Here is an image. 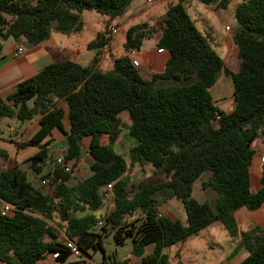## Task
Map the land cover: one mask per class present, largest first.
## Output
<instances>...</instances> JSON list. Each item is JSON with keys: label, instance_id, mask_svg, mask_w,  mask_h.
<instances>
[{"label": "trees", "instance_id": "16d2710c", "mask_svg": "<svg viewBox=\"0 0 264 264\" xmlns=\"http://www.w3.org/2000/svg\"><path fill=\"white\" fill-rule=\"evenodd\" d=\"M132 1L0 0V39L34 44L52 31L77 32L83 26L82 12L95 11L108 21L87 48L100 49L109 39V20L121 16ZM198 1L219 10L231 0ZM234 17L237 26L230 36L239 59L236 72L225 66L177 2L166 7L158 41L170 57L150 80L140 76L128 56L140 48L148 32L145 23H138L127 29L124 54L113 60L111 68L63 60L16 85L6 96L7 104L0 102V118L26 122L39 116L38 130L17 143L38 147L30 168L42 172L57 128L65 137L63 156L72 165L80 161L83 138L90 137L86 150L90 175L69 184L71 173L55 167L43 175L55 182L49 194L34 187L17 164L1 170L0 201L15 207L11 215L0 211L1 262L39 264L49 252L64 261L69 252L59 231L65 238H75L84 255L101 250L104 262L102 233L108 231L116 244L130 239L131 252L142 263L168 264L166 248L218 223L231 238L239 236L247 252L236 264H264V229L254 225L238 233L233 215L241 207L254 210L264 204V168L261 188L253 192L249 185L252 143L264 137V0H241ZM221 72L232 82L228 111L216 106L211 95ZM60 100L69 109L67 130L62 125L64 111L57 106ZM122 112L129 124L122 121ZM123 129L136 140L128 160L114 150ZM145 163L165 179L132 183L127 172L136 166L142 169ZM197 181L202 189L215 191L213 206L193 196ZM107 184L112 187L111 210L101 232L93 231L102 218L94 214L103 204L100 190ZM169 199L181 202L185 223L161 215L159 206ZM148 244H153V251L144 255Z\"/></svg>", "mask_w": 264, "mask_h": 264}, {"label": "crops", "instance_id": "0c3cea01", "mask_svg": "<svg viewBox=\"0 0 264 264\" xmlns=\"http://www.w3.org/2000/svg\"><path fill=\"white\" fill-rule=\"evenodd\" d=\"M240 1L241 0H238L233 4L234 10ZM145 2L148 3L146 0ZM152 3L153 5L151 7L142 8V6L137 3L136 0H133L121 16L109 20L107 30L109 31V28L116 27L117 31L114 34H109L108 41L100 49L87 48L88 42L92 40L98 32H102L104 30L105 24L108 21L107 16H102L95 11L82 12L81 18L83 21V26L81 30L77 32L63 34L61 32L52 31L47 39L34 44L17 42L11 38L6 40L0 39V102L7 104L6 96L15 91V87L19 82L33 76L44 66L53 62L70 60L79 63L82 66L93 64L95 68H99L101 70H107L111 68L113 60L116 57L124 54L123 43L126 39L127 29L130 26L138 23H145L146 30L148 32L145 33V36L141 41L140 48L128 53V56L131 60L137 61L136 68L140 76L145 80H150L154 73H160L163 71L165 63L170 57V54L167 50L159 51L160 48L158 46V41L161 35V26L159 25V21L164 16L167 5L169 3L176 2L174 0H156ZM179 3H181L186 10L183 2L180 1ZM17 47H22L23 52L22 54L15 56L14 53ZM225 88V83L218 85L215 83L211 88V95L212 91L215 89L219 97H224L222 92ZM230 92L232 93V86ZM231 93L229 99H231ZM213 100L217 106V100L214 97ZM57 106L61 107L64 111L62 125L64 130H67L69 127L68 105L65 100H60L57 103ZM120 117L125 124H129L126 112H122ZM38 118L39 116L33 118L30 121L19 122L15 124L10 120H4L3 117L0 118V171L17 164L20 169L25 172L26 177L31 182V184L37 188H39L37 185L38 179L42 178L44 174L52 170L54 167V159L63 154L66 146L64 134L57 128H54L51 134L52 140L48 146L49 157L43 165L42 172L39 174L34 172L30 168L29 163L31 156L38 151V147L35 145L19 147L17 146V143L29 140L30 137L38 130ZM13 129L17 130L16 136H12L10 134V131ZM89 142V136L84 137L82 140V150L84 149L85 153ZM252 149L253 156L249 167V185L250 189L253 192H256L262 186L261 177L262 170L264 168V161H262L261 158H264V137H257L252 143ZM134 169H140V167L136 166ZM89 175L90 171L85 177ZM76 181L77 180H75V182ZM197 182L199 183L200 187V182ZM197 182L194 184V190ZM68 183L74 184L70 183V179ZM207 190L212 189L201 188L203 193ZM213 192L215 194L213 201H211V199H209L207 196L206 198L203 197L202 200H198L195 196L194 197L198 201L206 200L211 206H213L216 198V193L215 191ZM167 205H169L168 201L163 202L159 206V211L162 212L163 216L169 217L165 213V208ZM102 208L103 207H101V209ZM101 209L94 212V214L96 216L100 215ZM233 215L236 221L238 233L241 231H246L254 225L264 229V204L254 210H248L245 207H241L234 211ZM184 217L186 218V216L183 215V218L180 220L173 217L169 218L185 223ZM194 236H202V238L205 239L200 247L197 243L192 244L190 242V249L196 254H198L199 248L207 247L214 250L215 248H222L223 246L221 258L214 264H236L244 259L247 255V252L240 244L239 236L231 238L224 228L218 223H214L203 228L197 235ZM109 238L113 240L112 234H110ZM186 240L183 243H185ZM125 245L128 246V249L122 256L116 255V247L114 248V253L106 252L104 249V253L107 255V258L104 260V262L102 260L104 257L102 251L101 259L98 257L93 260L88 251V255H84L82 261L79 262H76L77 260L74 259L76 257L71 255H68L64 261H59L52 258V253L49 252L43 256V258L39 261V264H100L101 262H103V264H108L122 259H127L128 264H131L133 261L137 262L136 260H138L140 264H145L142 263L139 257H136L132 254L130 239H126L122 245L116 244V246L119 247ZM152 251L153 244H148L144 248V255H148L152 253ZM214 255L215 253L212 254V256ZM213 258H215V256Z\"/></svg>", "mask_w": 264, "mask_h": 264}, {"label": "rangeland", "instance_id": "374dc122", "mask_svg": "<svg viewBox=\"0 0 264 264\" xmlns=\"http://www.w3.org/2000/svg\"><path fill=\"white\" fill-rule=\"evenodd\" d=\"M177 2H183V4L186 7L187 13L190 15V18L193 20L195 26L200 30V32L208 39L211 46L214 48V50L220 55L221 58L224 59L225 66H227L230 70L236 72L239 65V59L236 55V49L232 43L231 40V32L235 29L237 26L235 17H234V6L233 4L236 3L238 0H231L229 5L226 9H215L213 5L208 6L203 3H201L198 0H174ZM137 3H139L142 8H149L153 5V3H146L145 0H136ZM95 13V12H94ZM159 25L161 26V20L159 21ZM226 26L229 27V30L226 28ZM225 83L226 88L222 92L223 96H218V93L214 89L212 91L213 97L217 100L218 104L217 106L224 110L228 111V109L231 107V99L230 97V91L232 82L229 76H225L222 72L219 74L218 80L216 82V85ZM217 93V94H216ZM4 120H10L11 122L19 123V121L15 118L11 117H3ZM3 129V128H2ZM136 142L135 138L130 136L126 129H123L117 143L114 146V150L119 153L123 158L128 160V150L129 148ZM89 165H90V158L85 153L84 149L81 151V158L80 161L77 164H74L73 172L70 174V183H74L75 180L80 181L89 173ZM127 176L130 178V181L134 184L140 182V181H151V182H157L160 180H164L165 177L161 173H159L156 169H154L150 164L145 163L142 167V169H130L129 172H127ZM41 179V178H40ZM40 179H38V186L42 189L45 193H53L54 189L51 187H41L40 186ZM214 192L212 190H207L206 192H202L201 188L199 187V183L197 182V185L194 190V196L198 200H202L203 197L206 198V196L213 201L214 198ZM169 205L165 208V213L169 217L182 219L183 215L185 216V211L183 209L182 204L175 199L167 200ZM107 210V207H103L101 209L99 217H103L105 215V212ZM161 215L162 212L160 211ZM184 213V214H183ZM185 218V217H184ZM50 224H52L50 222ZM98 232H101L100 230ZM60 233V240H65L64 234L62 231H59ZM103 235V247L106 250V252H112L114 253V248L116 247V255L122 256L126 250L128 249V246H116L114 241L110 239V233L108 231H104L102 233ZM205 239L202 238V236L196 237L192 236L186 240L185 243H178L174 244L168 248L165 249V254L167 255V260L169 264H214L216 261H218L221 258V252L223 251L222 248H215L209 249V248H199L198 254L192 252L190 249V242L197 243L199 247L201 244H203V241ZM111 253V254H112ZM215 253V258L212 256V254ZM90 256H92L93 260L100 257L101 250L97 249L96 251L89 250ZM94 254V256H93ZM195 254V255H194ZM84 258V255L81 258H74L77 261H82ZM137 262H132L131 264H140L138 260ZM0 264H4L0 261Z\"/></svg>", "mask_w": 264, "mask_h": 264}, {"label": "built area", "instance_id": "2783aa9c", "mask_svg": "<svg viewBox=\"0 0 264 264\" xmlns=\"http://www.w3.org/2000/svg\"><path fill=\"white\" fill-rule=\"evenodd\" d=\"M146 1L148 3H152L156 0H146ZM226 28L229 30L228 26ZM116 31H117L116 27L109 28V34H114V33H116ZM162 50L163 49H159V51H162ZM22 52H23L22 47H17L14 55L18 56V55L22 54ZM132 63L134 66H137V61L132 60ZM10 134L12 136H16L17 130L16 129L11 130ZM261 160L264 161V158H261ZM53 162H54L53 168L57 167V168L62 169L65 172H70V173L73 172L74 167L72 165V161L71 160L67 161L64 158L63 154L56 157ZM40 186L41 187H51L52 189H54L55 182H53L50 177H42L40 179ZM111 188H112L111 184H107L106 186L102 187L100 190V195H101L102 203H103L102 207H105V206L107 207L105 215H107L111 210V203H110ZM14 210H15V207L13 205H11L7 202L0 201V211H1L2 215H11L14 212ZM105 215H103V217L100 218L96 222V224L92 227L93 231H97L102 227V225L105 223V218H104ZM62 243H63V246L65 247V249L69 252V255L76 257V258H81L84 255L82 250L77 246L76 240L74 238L73 239L65 238V240L62 241ZM51 256L54 259H57V257H58L57 253H52Z\"/></svg>", "mask_w": 264, "mask_h": 264}]
</instances>
